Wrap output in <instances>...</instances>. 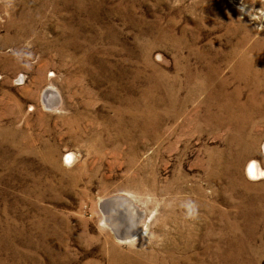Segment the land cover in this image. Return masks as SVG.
<instances>
[{"label": "rangeland", "instance_id": "obj_1", "mask_svg": "<svg viewBox=\"0 0 264 264\" xmlns=\"http://www.w3.org/2000/svg\"><path fill=\"white\" fill-rule=\"evenodd\" d=\"M0 264H264V0H0Z\"/></svg>", "mask_w": 264, "mask_h": 264}, {"label": "water", "instance_id": "obj_2", "mask_svg": "<svg viewBox=\"0 0 264 264\" xmlns=\"http://www.w3.org/2000/svg\"><path fill=\"white\" fill-rule=\"evenodd\" d=\"M116 197L117 199H115L116 202H118L119 206H122L124 204H128L129 207L136 213L138 214L140 217L142 216V212L139 211V209L137 208V206L127 197L125 196H112L109 198H114ZM114 203V199L113 202H111V204ZM130 224L126 230H124L123 232H119L116 233L115 231L113 232L114 236L116 239L124 242V241H129L131 239H133L138 233H139V227L138 225H132ZM118 232V231H117Z\"/></svg>", "mask_w": 264, "mask_h": 264}, {"label": "bare ground", "instance_id": "obj_3", "mask_svg": "<svg viewBox=\"0 0 264 264\" xmlns=\"http://www.w3.org/2000/svg\"><path fill=\"white\" fill-rule=\"evenodd\" d=\"M243 67H245L246 69L247 68H253V67H256L255 65H253V64H247V63H243V64H241ZM253 65V66H252ZM252 66V67H251ZM47 90V89H46ZM50 90V89H49ZM46 93V92H45ZM47 94V93H46ZM46 96V95H45ZM67 158H71V156L68 154V157ZM245 172H246V174L248 175V174H256V173H258V172H261L258 168H257V166L252 162V163H249L247 166H246V168H245ZM259 174V173H258ZM113 200V198H107L106 199V201L104 200V202H103V204H105V202L106 203H111V202H113L112 201ZM116 204H118V203H116ZM108 206V205H107ZM116 206H118V205H116ZM116 209V208H115ZM106 210H107V208H106ZM105 211V210H104ZM112 213V212H111ZM106 217V216H105ZM108 217V216H107ZM139 218V217H138ZM131 224L132 225H137L136 223H135V221L133 220L132 222H131ZM112 229V228H111ZM115 230V229H114Z\"/></svg>", "mask_w": 264, "mask_h": 264}]
</instances>
